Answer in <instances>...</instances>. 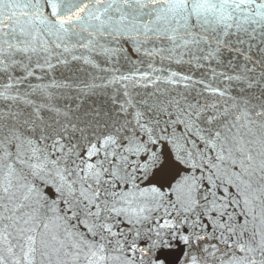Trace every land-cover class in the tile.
Returning a JSON list of instances; mask_svg holds the SVG:
<instances>
[{
	"label": "snow or ice",
	"instance_id": "1",
	"mask_svg": "<svg viewBox=\"0 0 264 264\" xmlns=\"http://www.w3.org/2000/svg\"><path fill=\"white\" fill-rule=\"evenodd\" d=\"M0 264H264V0H0Z\"/></svg>",
	"mask_w": 264,
	"mask_h": 264
}]
</instances>
